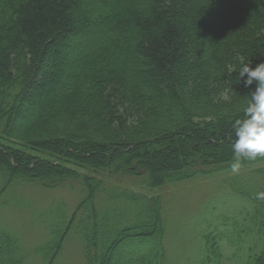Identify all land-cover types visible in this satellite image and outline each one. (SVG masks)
I'll return each mask as SVG.
<instances>
[{
	"label": "trees",
	"instance_id": "trees-1",
	"mask_svg": "<svg viewBox=\"0 0 264 264\" xmlns=\"http://www.w3.org/2000/svg\"><path fill=\"white\" fill-rule=\"evenodd\" d=\"M262 62L264 0H0V205L22 185L79 190L71 212L56 201L33 215L34 252L0 231V264H57L71 235L84 264H165L161 198L147 193L198 178L241 197L243 264H264V157L231 170L256 86L239 71ZM212 230L203 263L230 234Z\"/></svg>",
	"mask_w": 264,
	"mask_h": 264
},
{
	"label": "rangeland",
	"instance_id": "rangeland-1",
	"mask_svg": "<svg viewBox=\"0 0 264 264\" xmlns=\"http://www.w3.org/2000/svg\"><path fill=\"white\" fill-rule=\"evenodd\" d=\"M113 180L121 185L134 186L133 182H143L144 179L138 177ZM71 188L73 190L64 186L43 190L35 184L15 187L9 195L4 193L2 196L7 202L0 205V231L10 234L19 244H23L26 253L34 252L42 243L44 233L38 225L30 222V216L45 210L54 201L65 202L67 210L71 212L78 200L77 193L79 194L76 184H72ZM158 194L165 226L162 240L165 264H243L253 239L247 226L232 218L239 212L244 214L247 209L241 197L229 193L218 181L205 179L167 184L147 193L148 196ZM36 221L50 222L51 219L42 214ZM210 222L217 228L209 227ZM211 229L213 236L220 230L230 234L223 237L219 244L220 256L217 251L218 256L211 255L209 262L203 263L202 235L204 231ZM215 238L217 240L219 236ZM230 240L235 244L234 247L229 243ZM240 243L243 248L238 251ZM24 258L27 264H44L40 256ZM58 264H84L80 245L74 235L65 240Z\"/></svg>",
	"mask_w": 264,
	"mask_h": 264
},
{
	"label": "clouds",
	"instance_id": "clouds-1",
	"mask_svg": "<svg viewBox=\"0 0 264 264\" xmlns=\"http://www.w3.org/2000/svg\"><path fill=\"white\" fill-rule=\"evenodd\" d=\"M239 78H243L246 88L252 86L253 82L256 86L243 108V118L233 123V173L239 172L242 159L264 157V62L255 68L244 64L240 68ZM257 199L264 200V192L257 193Z\"/></svg>",
	"mask_w": 264,
	"mask_h": 264
},
{
	"label": "bare ground",
	"instance_id": "bare-ground-1",
	"mask_svg": "<svg viewBox=\"0 0 264 264\" xmlns=\"http://www.w3.org/2000/svg\"><path fill=\"white\" fill-rule=\"evenodd\" d=\"M67 37H68V38H67ZM67 37H66L67 39H65V40L67 41V45H66L65 49L67 48L69 51H73L71 47H67V46H69V45L71 46V43H70L68 40H70V39H74V38L77 39V36L72 32V33H70ZM167 90H168V89L161 88V89H158V92L164 94Z\"/></svg>",
	"mask_w": 264,
	"mask_h": 264
}]
</instances>
